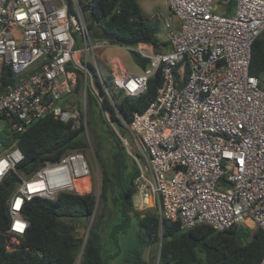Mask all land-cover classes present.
<instances>
[{
  "label": "built area",
  "instance_id": "2783aa9c",
  "mask_svg": "<svg viewBox=\"0 0 264 264\" xmlns=\"http://www.w3.org/2000/svg\"><path fill=\"white\" fill-rule=\"evenodd\" d=\"M81 1L0 0V70L10 66L17 77L0 94L2 129L20 133L51 115L82 127L87 139L89 95L138 169L135 209H153L184 230L235 223L264 230V87L250 73L252 44L264 31V0H234L232 14L215 10L216 0H165L177 21L174 28L164 24L170 47H128L148 65L135 73L112 70L113 92L98 66L95 77L90 72L88 52L96 59L94 50L111 44L92 41ZM158 71L155 98L127 122L117 96L142 94ZM23 158L16 145L0 157V180L10 171L18 178L7 203L9 231L19 235L28 224L21 213L25 201L75 192L77 180L86 190L89 175L81 151L29 175L16 169Z\"/></svg>",
  "mask_w": 264,
  "mask_h": 264
},
{
  "label": "trees",
  "instance_id": "16d2710c",
  "mask_svg": "<svg viewBox=\"0 0 264 264\" xmlns=\"http://www.w3.org/2000/svg\"><path fill=\"white\" fill-rule=\"evenodd\" d=\"M90 34L111 45L133 47L149 43L154 49L170 47L169 41L158 38V28L148 21L136 0H82ZM234 0H230V3ZM250 73L264 87V31L252 44ZM135 63L145 69L148 59L131 50ZM111 80V71L106 72ZM17 77L10 66L0 70V94ZM78 77L75 91L79 89ZM161 83L160 72L149 78L146 90L135 97L117 96L124 120L130 122L135 112H143L157 94ZM92 97L90 96V99ZM93 99V98H92ZM93 102V101H92ZM91 106V101H88ZM113 119L114 109L104 101ZM105 125L108 126L105 119ZM105 131V130H104ZM106 133L114 140L110 163H101V217L109 211L112 222L111 237L125 233L135 219L140 232L139 245L129 249L130 255L122 264H147L144 250L161 240L158 264H258L264 253V230L243 223H235L223 230L199 224L190 229L180 228L178 221L160 220L158 214L143 212L133 207V179L138 169L115 132L108 126ZM3 149L16 145L24 158L16 165L17 171L29 175L45 162H54L66 152L87 147L82 127L45 115L20 133H3ZM98 156V154H97ZM18 178L13 171L0 180V264H108L102 244L103 229L90 226L85 238L76 233L94 214L97 198L92 192H59L55 199L33 197L25 201L21 213L28 224L19 235L9 231L10 216L7 200L15 190ZM144 213V216L141 214ZM113 253L112 255L116 254ZM108 260V262H107Z\"/></svg>",
  "mask_w": 264,
  "mask_h": 264
},
{
  "label": "rangeland",
  "instance_id": "374dc122",
  "mask_svg": "<svg viewBox=\"0 0 264 264\" xmlns=\"http://www.w3.org/2000/svg\"><path fill=\"white\" fill-rule=\"evenodd\" d=\"M136 1L141 7L143 14L144 16L147 17L148 21L157 26L158 38L164 42L167 39L166 31L164 28L165 22H170V23L177 22L174 16L171 14L165 0H136ZM85 18H86V14H85ZM90 36L93 42L99 40L96 39V37L94 38L92 34H90ZM164 49H166V47L162 46L157 50L155 49V51H162ZM93 54L96 56V59L93 57L91 51L88 52V62L90 65V72L95 77L96 67L98 66L100 70L104 73L103 77L105 78L108 88L111 92H113V90L111 89L112 83L111 80L106 75V72L112 71L114 69L116 70V72H123L122 69H124V73L127 71L129 72L141 71V68L135 63L132 52L128 47H117L113 45H108L102 49H95ZM106 57L108 58V60L106 59ZM115 58H117L116 61ZM109 60H112L113 64L110 63ZM88 92H91L89 86H88ZM88 98L91 101V106L88 103L89 131H88L87 139L82 134V137L87 142L88 146L72 151H81V153L84 155L89 165V175L84 180L86 185V190H84L83 187L84 185H82L83 184L82 183L81 184L82 189L80 191L77 190L74 191L80 194L92 192L98 200L100 193L101 163L104 164L110 163L111 155L114 149V140L106 133L108 126L105 125L103 121L104 117L103 114L101 113L100 106L94 101V99L92 98L90 99L89 95ZM4 123H5L4 120H0V137L2 136L3 133L9 132L8 128L2 129ZM117 127L121 135H124V137L129 138V134L125 129L123 131L120 126ZM131 144L132 147L135 148L134 143L132 142ZM5 153H6V149H3V147L0 144V157H3ZM101 210H102V203L100 200H98L94 214L88 219L86 224L77 226L76 233L82 238H85L88 232V228L90 226H98L99 229H103L102 244L105 250V256L111 255L109 262L107 260L108 264H122L123 259L127 258L130 255L128 250L132 248H136L139 245L140 239L138 237V233L140 232V227L138 226L135 219H132L130 227L127 229V231L125 233L117 234V239L115 240L111 237L110 232H111V226L113 225L112 222L116 218L115 217L111 218L109 211L106 212L107 217H101L100 216ZM141 211L152 213L154 210L149 208V209H142ZM141 216H144V213H142ZM160 243L161 240L158 239L156 242L150 244L144 250V257L147 261V264H158V252H159ZM116 251L117 253L112 255ZM80 257L81 256L79 254L75 261V264H79Z\"/></svg>",
  "mask_w": 264,
  "mask_h": 264
},
{
  "label": "crops",
  "instance_id": "0c3cea01",
  "mask_svg": "<svg viewBox=\"0 0 264 264\" xmlns=\"http://www.w3.org/2000/svg\"><path fill=\"white\" fill-rule=\"evenodd\" d=\"M214 8H215V10H217L218 12H220L222 14H232L234 12V8H235V1L230 3V0H216L214 3ZM176 24H177V22L172 23L173 28L176 27ZM166 35H167V33H166ZM166 40L169 41L168 36H167ZM113 46L122 47V46H118V45H113ZM106 59L108 60L107 57H106ZM109 62L113 64L112 60H109ZM122 71H124V69H122ZM114 72L115 73H121V72H116L115 69H114ZM127 73H135V72L127 71Z\"/></svg>",
  "mask_w": 264,
  "mask_h": 264
},
{
  "label": "bare ground",
  "instance_id": "6f19581e",
  "mask_svg": "<svg viewBox=\"0 0 264 264\" xmlns=\"http://www.w3.org/2000/svg\"><path fill=\"white\" fill-rule=\"evenodd\" d=\"M116 59L117 58H115V61H116ZM115 64H117V63H115ZM117 66V65H116ZM22 152V151H21ZM85 180V179H84ZM82 181H80V180H77L76 182H75V185H76V187H77V190L78 191H80L81 189H82V186H81V183Z\"/></svg>",
  "mask_w": 264,
  "mask_h": 264
}]
</instances>
